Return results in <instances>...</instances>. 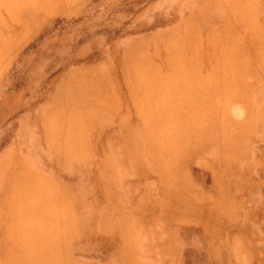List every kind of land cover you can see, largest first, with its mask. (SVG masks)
<instances>
[{"label":"rangeland","instance_id":"rangeland-1","mask_svg":"<svg viewBox=\"0 0 264 264\" xmlns=\"http://www.w3.org/2000/svg\"><path fill=\"white\" fill-rule=\"evenodd\" d=\"M0 1V264H264V0Z\"/></svg>","mask_w":264,"mask_h":264},{"label":"bare ground","instance_id":"bare-ground-1","mask_svg":"<svg viewBox=\"0 0 264 264\" xmlns=\"http://www.w3.org/2000/svg\"><path fill=\"white\" fill-rule=\"evenodd\" d=\"M23 1H25V0H23ZM28 1H30V0H28ZM1 2V1H0ZM5 2H6V0H5ZM4 1L2 2V4L3 3H5ZM11 2H13V0H11ZM45 2L47 3V1L45 0ZM25 3V2H24ZM9 4H10V1H9ZM8 3L7 4H5V5H9ZM16 4H18V3H16ZM12 5V4H11ZM40 6V5H39ZM140 69V68H139ZM177 73V72H176ZM178 74H179V72H178ZM144 75V74H143ZM173 75H177V74H173ZM172 75V76H173ZM140 76H142V75H140ZM144 77V76H143ZM145 77H146V75H145ZM155 79V78H154ZM153 79V80H154ZM149 80V79H148ZM150 80H152V79H150ZM150 80L148 81V82H146V83H149L150 82ZM144 82V81H143ZM143 82H141V83H143ZM154 83H155V81H153ZM145 84V82L143 83V85ZM153 84V83H152ZM156 85V84H155ZM141 87H143L142 86V84L140 85ZM146 86V89H147V91L150 89V83H149V85H145ZM154 86V85H153ZM160 86V85H159ZM149 87V88H148ZM184 88V87H183ZM140 89V88H139ZM139 89H138V91H139ZM144 89V88H143ZM159 89V88H158ZM150 90H152V89H150ZM155 90H156V88H155ZM164 91V90H163ZM160 92V91H159ZM162 92V91H161ZM140 93H141V91H140ZM143 93V92H142ZM167 94V93H166ZM163 95H164V93H163ZM156 96V95H155ZM157 96H159V95H157ZM167 97V96H166ZM160 98V97H159ZM168 99H169V97H167ZM87 99V98H86ZM160 101V100H159ZM173 102V101H172ZM161 103H163V102H161ZM165 103V102H164ZM174 103V102H173ZM78 104V103H77ZM163 106V105H162ZM180 110H182V108L180 109ZM175 111V110H174ZM168 114L167 115H169L170 113L169 112H167ZM148 114H151L150 112H148ZM147 114V115H148ZM165 115V114H164ZM171 115V114H170ZM169 115V116H170ZM152 116V115H151ZM184 126V125H183ZM173 127H176V125H171L170 126V129H172ZM173 129H175V131H177L176 130V128H173ZM165 131V130H164ZM180 132V131H179ZM167 132L165 131L163 134L164 135H166L167 136V134H166ZM176 133H178V132H176ZM176 133H175V137H174V134H170V136L172 135L173 137H170V142L169 143H171V141H172V138H174V139H176ZM179 134H181V133H179ZM163 135V138L165 137ZM178 137H180V136H178ZM177 137V138H178ZM162 138V141L165 139H163ZM183 138H184V136H183ZM177 140V139H176ZM179 140V139H178ZM168 142V141H167ZM172 142H174V140L172 141ZM166 146V145H165ZM165 148V147H164ZM114 155V154H113ZM171 155V154H170ZM116 156V155H115ZM169 157V156H168ZM167 157V158H168ZM107 159H108V157H107ZM164 159V158H163ZM169 160V159H168ZM163 162H164V164H165V168H166V165L168 164V163H166V161L165 160H163ZM170 165H172V162H171V164ZM169 165V166H170ZM172 167V166H171ZM117 168V167H116ZM164 169V168H163ZM173 179V178H172ZM34 189V188H33ZM38 189V188H37ZM39 190V189H38ZM34 191V190H33ZM171 195V194H170ZM181 201V200H180ZM179 205V204H178ZM175 206V205H174ZM173 206V207H174ZM182 206H183V204H182ZM14 208V207H13ZM34 208H36V206L34 207ZM34 208H32L31 207V205H29V206H27V209L25 208V205L24 204H20L19 202H18V204H17V207H16V210H14L15 212H14V215H16V213H18L19 214V216H17V217H20V216H22L21 217V225H22V229H23V231L21 232V233H19L20 235H22V239H21V241L23 242V245H26V247H25V249H24V251H25V253H26V255H28L27 257H29L30 259H31V264H47L48 262V264H61V257L59 256V253L61 254V252L60 251H58L60 248H61V245H62V242H63V240H64V238L65 237H63V240H62V238H61V236H59V232H58V234L56 233V234H53V236L52 235H49V236H45V235H42L41 234V232H40V230H38V227H36L37 225H39V224H37L35 227L37 228L36 230H38L39 231V233H37L38 234V236H37V238H35L34 239V237H35V235H33L32 234V231H34V228H33V224H34V222L33 221H35L36 219H37V217H36V213H38V218H39V216L41 217V220H42V222H45V221H43L44 219L42 218L43 217V215L44 214H46V212H44L43 210L41 211V212H38V210L35 212L34 211ZM175 208V207H174ZM176 208H177V206H176ZM45 209H47V208H45ZM57 209V208H56ZM178 209V208H177ZM26 211H28L29 212V216L28 215H26L25 214V212ZM59 211H61V210H59ZM21 213V214H20ZM53 214H54V211H53ZM58 215V214H57ZM62 215V214H61ZM60 214H59V217L61 216ZM15 216V217H16ZM36 217V218H35ZM62 217H63V215H62ZM33 218H35L34 220H33ZM57 219V217H56V215H55V217H54V219ZM38 221V220H37ZM47 222V221H46ZM57 222H59L58 220H57ZM57 222H55V223H57ZM62 222V221H61ZM66 223H67V221H66ZM19 224V223H18ZM35 224H36V222H35ZM34 224V225H35ZM46 224V223H45ZM65 224V223H64ZM54 225V224H53ZM67 225H68V223H67ZM59 226V225H58ZM20 227V225L18 226V228ZM17 228V227H16ZM60 228V227H59ZM58 228V229H59ZM20 229V228H19ZM43 229H45L44 228V226H42L41 227V230H43ZM47 229V228H46ZM49 230V229H48ZM17 231L19 232V230L17 229ZM21 231V230H20ZM46 231V230H45ZM66 231V230H65ZM53 233H55V232H53ZM61 234V233H60ZM64 234V233H63ZM60 240V241H59ZM61 242V244L59 245V243ZM23 245H22V247H23ZM65 245V244H64ZM63 245V246H64ZM59 247V248H58ZM65 247V246H64ZM53 249H55V250H53ZM47 252V253H46ZM24 253V254H25ZM45 255H46V257H45ZM63 255H64V251H63ZM61 256H62V254H61ZM60 257V258H59ZM45 258V259H44ZM64 261V260H63ZM63 264V263H62Z\"/></svg>","mask_w":264,"mask_h":264},{"label":"crops","instance_id":"crops-1","mask_svg":"<svg viewBox=\"0 0 264 264\" xmlns=\"http://www.w3.org/2000/svg\"><path fill=\"white\" fill-rule=\"evenodd\" d=\"M193 230V229H192ZM213 247L205 238V232L196 234L193 238L184 241L186 247L182 250L183 260L186 264H224L228 255L224 243L221 246L220 238L214 241Z\"/></svg>","mask_w":264,"mask_h":264}]
</instances>
